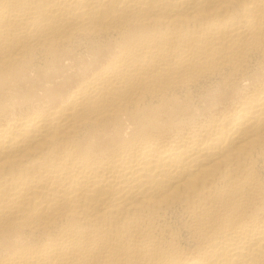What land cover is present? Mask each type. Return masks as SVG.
I'll return each mask as SVG.
<instances>
[{
    "label": "bare ground",
    "instance_id": "1",
    "mask_svg": "<svg viewBox=\"0 0 264 264\" xmlns=\"http://www.w3.org/2000/svg\"><path fill=\"white\" fill-rule=\"evenodd\" d=\"M0 264H264V0H0Z\"/></svg>",
    "mask_w": 264,
    "mask_h": 264
}]
</instances>
